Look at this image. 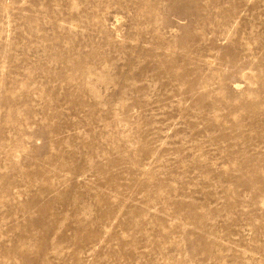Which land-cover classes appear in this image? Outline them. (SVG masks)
Wrapping results in <instances>:
<instances>
[{
	"label": "rangeland",
	"instance_id": "obj_1",
	"mask_svg": "<svg viewBox=\"0 0 264 264\" xmlns=\"http://www.w3.org/2000/svg\"><path fill=\"white\" fill-rule=\"evenodd\" d=\"M0 264H264V0H0Z\"/></svg>",
	"mask_w": 264,
	"mask_h": 264
}]
</instances>
